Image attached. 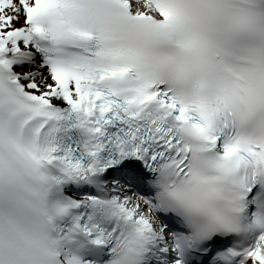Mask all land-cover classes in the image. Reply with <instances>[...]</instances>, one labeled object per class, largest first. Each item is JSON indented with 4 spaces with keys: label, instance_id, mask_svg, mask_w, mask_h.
Here are the masks:
<instances>
[{
    "label": "snow or ice",
    "instance_id": "snow-or-ice-1",
    "mask_svg": "<svg viewBox=\"0 0 264 264\" xmlns=\"http://www.w3.org/2000/svg\"><path fill=\"white\" fill-rule=\"evenodd\" d=\"M0 264H264V0H0Z\"/></svg>",
    "mask_w": 264,
    "mask_h": 264
}]
</instances>
